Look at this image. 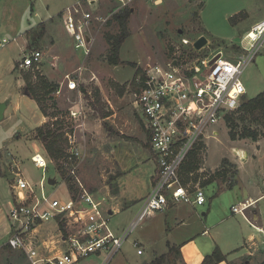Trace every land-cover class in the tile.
Returning a JSON list of instances; mask_svg holds the SVG:
<instances>
[{
    "label": "rangeland",
    "instance_id": "rangeland-1",
    "mask_svg": "<svg viewBox=\"0 0 264 264\" xmlns=\"http://www.w3.org/2000/svg\"><path fill=\"white\" fill-rule=\"evenodd\" d=\"M199 1L203 2L202 21H185L189 16L182 17L180 21H171L173 9L188 7V4L193 6ZM74 2L75 0H0V41L5 39L8 43L0 53V100L6 98L5 102H9L10 114L8 125H0V175L4 176L0 178V264H32L26 251L9 250L6 248L7 244H4L13 233L8 219L13 199V183L9 182L7 174L13 167L17 173L24 178L26 176L27 180L36 186H39L42 178L47 181L55 180V185L47 186L46 190L57 199H67L68 191L71 195L79 192L74 180H71L72 190V186L66 182L68 172L64 161L70 150V137L73 136L78 144L75 133L80 135L78 127L83 124L85 138L80 142L85 141L87 145H84L86 151L79 168V176L82 175L87 187L103 201L104 211H116L112 225L120 227L119 232H122L139 208L136 206L133 209L134 206L129 200L135 196H143L147 191L146 185L143 184L141 192L135 195H130L125 190L122 194L119 192V174L113 152V142L120 134L125 133V136L133 138L132 135L136 133L134 136L139 139L145 134L139 117L140 112L138 115L133 104L137 98V91L133 89L137 69L145 71L150 66L166 65L173 59L212 56L220 52L228 57L247 55L243 47L248 49L250 45L244 40L247 34L244 28L254 22L248 20L264 18V0H168L159 11L152 6L142 5L137 7L135 12L129 11L130 36L120 51V59L123 62L136 66H115L109 62L110 50L106 37L107 34L118 35L121 32L118 16L115 15H121L123 12L116 11L117 6L110 0H103L100 16L106 19V22L97 24L93 29L92 54L85 62L81 93L68 92L64 87L62 94L58 96L56 92L64 82V77L67 74L74 75L76 69L85 61L82 52L75 48L62 19L63 10ZM243 10L249 14V18L239 21L243 19V15L235 17ZM203 37L207 44L199 54H195L193 48L183 45L184 39L196 42ZM14 39L16 41H13ZM34 50H39L44 55L40 69H35L34 72L21 70L19 62L25 54ZM259 51L255 62L249 65L244 75L247 88L245 100L254 98L264 90V44H261ZM15 64L18 73L14 72ZM18 74L24 81L20 91ZM26 77L29 80L25 81ZM42 78L57 87V91L48 95L42 102L46 111V115L41 111L45 123L36 128L41 122L40 113L36 105L23 100L21 94H28L29 89H32L31 91L34 90L40 95ZM78 104L84 107L83 123L70 119L71 111ZM233 116L239 125L236 130L238 134H241L246 126L263 131L254 124L245 123L239 112ZM41 128L63 136L66 148L64 157L54 160L49 156L46 141L39 133ZM231 128L226 119L219 129L218 141H209L204 150L197 152L200 154L201 164L195 175L180 174L182 180H190L188 185L193 190L199 187L203 188L205 193L207 191L214 194L219 192L220 187L228 188L231 183L236 182L235 160H239V157L233 156L229 148L240 146L239 143L233 142L243 139L232 140ZM7 143L9 148L2 149ZM37 150L49 161L46 173L38 170L32 162L31 158ZM224 161H227V164L224 165ZM108 169H112V172ZM225 169L227 175L223 173ZM152 222L151 218H146L141 223V227L129 237L115 260L124 257L128 264H140L142 258L137 256L133 243L140 242L142 235H151ZM72 228L74 226H68V230L73 232ZM26 240L28 250L34 249L41 254L48 249H52V256L56 252L60 254L68 250V244L59 232L55 220L41 225L39 232L27 235ZM154 250L146 249L144 258L148 256L150 259ZM96 263L95 259L90 258L79 264Z\"/></svg>",
    "mask_w": 264,
    "mask_h": 264
},
{
    "label": "built area",
    "instance_id": "built-area-1",
    "mask_svg": "<svg viewBox=\"0 0 264 264\" xmlns=\"http://www.w3.org/2000/svg\"><path fill=\"white\" fill-rule=\"evenodd\" d=\"M102 1L75 0L62 12L64 26L85 61L74 75L64 77L56 92L58 96L64 87L68 92L81 93L85 62L92 54L93 29L97 24L106 22L100 16ZM110 1L117 6L116 11L135 12L139 6L160 7L168 0ZM244 40L250 45L248 49L243 47L247 55L228 57L220 52L212 56L173 59L166 65L150 66L145 70V75L137 77L136 84L141 90L136 92L137 98L133 104L138 115L140 112L150 146L155 164V181L140 211L125 230L118 232L114 229L112 210L104 211L103 201L83 185L78 172L84 152L79 148V141L77 144L71 136L64 166L68 178L75 181L79 192L71 195L68 191L67 199H57L47 193L50 184L44 178L36 186L16 173L8 212L13 235L7 245L14 250L26 251L32 264H79L92 256H101V264H110L146 218L176 203L199 206L208 203L204 189L198 187L193 190L189 185H184L180 174L194 152L204 150L211 140L218 141L221 124L243 106L247 96L244 75L260 52L261 44H264V20L257 23ZM196 43L183 40V45L199 54L202 49L197 50ZM4 47V43H0V52ZM43 61V52L34 50L23 56L19 68L34 72L40 69ZM83 117L84 107L78 104L71 111L70 119L83 123ZM78 128L84 135V125ZM75 135L79 138L78 132ZM32 162L38 170L44 173L48 170V160L39 150L32 157ZM248 208V203H245L234 207L233 211L248 221ZM51 220L68 232L64 234L68 250L54 256L49 251L41 254L34 249L28 250L27 235ZM250 224L261 234L264 252V225ZM68 226H74V231H69ZM138 245L135 243V247ZM142 253L143 249L140 248L138 254Z\"/></svg>",
    "mask_w": 264,
    "mask_h": 264
},
{
    "label": "crops",
    "instance_id": "crops-1",
    "mask_svg": "<svg viewBox=\"0 0 264 264\" xmlns=\"http://www.w3.org/2000/svg\"><path fill=\"white\" fill-rule=\"evenodd\" d=\"M202 5L203 2L199 1L193 6L188 4V7L181 6L173 9L171 21H180L184 16H189L185 21H202V15H204ZM161 7L154 8L159 11ZM247 14L243 10L235 18L243 15V19H239V21H246L249 18V14ZM263 20L264 18L248 20L254 22L249 23L244 28V32L248 33L257 23ZM4 40L0 41V43H4L6 47L8 43ZM13 41H16V39ZM15 71L16 64L14 65ZM17 82L20 91L24 86V81L20 78L19 74ZM21 98L36 105L41 116V122L36 128L42 127L45 123L44 115H42L38 104L30 99L27 93L21 94ZM5 100L6 98L0 100V105L8 104L5 119L0 123V125L3 124L2 126H7L10 120V114L8 113L9 102H5ZM125 135V133L120 134L113 142L115 163L119 174V192L122 194L125 190L130 195H135L141 190L143 184L146 185L147 191L143 196H135L129 200L134 206L133 209L136 206H139V208L123 230L130 225L140 211L145 197L150 193L155 181V164L152 160L150 149L147 148L148 141L146 135L144 134L145 137L142 135L140 139L134 135H132L133 138ZM82 138H85V135L80 133L78 138L79 148L85 153L86 149L84 145L87 144H85V141L80 142ZM238 143L240 146L229 148L233 156L239 157V160H235L237 175L234 186L232 188H225L221 193L212 194L206 191L208 203L205 205L199 206L184 202L176 203L172 204L168 209L159 211L154 216H151L150 218L153 220L151 235H146L147 237L142 235L143 238L139 239L140 242H135L139 244L138 247H135V243H133L134 248L137 249V256L142 258L140 264H151L156 257L167 254L171 247H179L181 249V264H203L205 258L213 255L217 249L227 257L225 261L219 264H264L262 236L250 224L251 222L256 226L264 225V136L257 141L243 139L240 142H233V144ZM9 144H5L2 149L8 147ZM35 148L37 149L36 146ZM236 150L239 151L236 153L239 156L235 155L234 151L236 152ZM81 163L80 165H82ZM108 171L112 172V169H108ZM16 173L17 171L13 167V170L7 174L11 176L13 174L16 175ZM1 177L4 178V176L0 175ZM25 179H27L26 176ZM80 179L83 185L90 192H93L87 187V182H85L86 180L84 181L82 175H80ZM9 182L13 183L11 180ZM245 203L249 205L246 211L248 221L241 214L234 213L233 211L234 207H240ZM115 212V210L112 211L113 215H115ZM57 225L59 232L64 236V232L58 223ZM40 227L32 234L35 235V233L39 232ZM113 227L116 231H120V227L118 228L117 225H113ZM11 229L13 232L12 224ZM7 242L4 244H7ZM44 244L50 246L48 243ZM140 248L143 249L142 254H138ZM149 248L155 249L154 254L152 257L150 256V259L148 256L144 258L146 256V249L149 250ZM47 251L51 255L52 249H48ZM57 254L56 252L54 255ZM91 258L97 261L96 264L102 263L103 257L101 256H92ZM115 259L110 264H128L127 260H124V257L118 260Z\"/></svg>",
    "mask_w": 264,
    "mask_h": 264
},
{
    "label": "trees",
    "instance_id": "trees-1",
    "mask_svg": "<svg viewBox=\"0 0 264 264\" xmlns=\"http://www.w3.org/2000/svg\"><path fill=\"white\" fill-rule=\"evenodd\" d=\"M128 18H129V11H124L121 15L117 17L121 32L118 35H110L107 34V42L109 44V50H110V57L109 62L112 65L119 66V65H131L136 66L133 63H127L123 62L120 59V51L123 46V44L126 42V40L129 38L130 33L128 29ZM145 75V71L142 69H137L135 74V81L133 83V89L134 91H140L141 87L137 86L136 79L138 76ZM29 80V78H25V81ZM42 83L40 86L39 91L41 94L39 95L34 90L29 89L28 96L30 99L35 101L38 106L41 108V111L44 115H46V111L42 107V102L46 100L47 96L50 94H53L57 91V87L49 83L46 79H41ZM40 96H42L40 98ZM53 100V98L51 97ZM239 116L242 115V119L245 123L254 124L258 128H262L263 131L260 129H253L252 126H246L243 128V131L241 134H238L236 130L239 128V125H237V120L233 115H230L227 117V122L231 124V139L237 140V139H251L253 141L259 140V138L264 136V91L255 96L254 98L248 99L244 101L243 106L239 109ZM239 124V123H238ZM39 133L41 138L46 141V150L49 154V156L57 160L60 157L65 156V145L62 135H55V133L52 130H45L44 128L39 129ZM67 142V141H66ZM147 148L150 149L149 143L147 144ZM200 164H201V157L200 154L197 152H194L188 162L184 165L183 169L181 170L182 175L189 176L191 174L195 175L200 170ZM227 164V161H224V165ZM224 175H227L226 169L223 171ZM197 182V178L195 179ZM184 185H188L190 180H182ZM66 182L68 185H71L70 190L73 188V183L71 180L66 177ZM234 186V183H231V185L228 188H232ZM225 190V188L220 187V190L218 193H221ZM61 230L64 232V234H68V232L64 231L63 226L59 225ZM7 249L12 250L11 247L8 245L6 246ZM182 258L181 249L179 247H171L169 252L165 255L158 256L151 264H181L180 260ZM227 259L220 250H216L213 255L208 256L205 258L203 264H219L220 262H223Z\"/></svg>",
    "mask_w": 264,
    "mask_h": 264
},
{
    "label": "water",
    "instance_id": "water-1",
    "mask_svg": "<svg viewBox=\"0 0 264 264\" xmlns=\"http://www.w3.org/2000/svg\"><path fill=\"white\" fill-rule=\"evenodd\" d=\"M207 44V40L203 37L201 38L199 41H197V43L195 44V48L197 50H200L202 49L205 45ZM7 106L8 104L5 103V104H1L0 105V123L5 119V113H6V110H7ZM15 176L16 175H11V176H8V179L13 181L15 179ZM48 183L50 185H55L56 181L55 180H49Z\"/></svg>",
    "mask_w": 264,
    "mask_h": 264
},
{
    "label": "bare ground",
    "instance_id": "bare-ground-1",
    "mask_svg": "<svg viewBox=\"0 0 264 264\" xmlns=\"http://www.w3.org/2000/svg\"><path fill=\"white\" fill-rule=\"evenodd\" d=\"M255 35V34H254ZM239 151L238 150H236V152L234 151V153L236 154V153H238ZM237 156H239V154H236Z\"/></svg>",
    "mask_w": 264,
    "mask_h": 264
}]
</instances>
